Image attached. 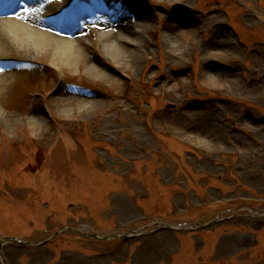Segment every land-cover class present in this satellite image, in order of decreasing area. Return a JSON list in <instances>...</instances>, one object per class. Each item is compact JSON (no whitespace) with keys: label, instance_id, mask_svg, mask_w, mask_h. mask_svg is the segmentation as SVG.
Segmentation results:
<instances>
[{"label":"rangeland","instance_id":"rangeland-1","mask_svg":"<svg viewBox=\"0 0 264 264\" xmlns=\"http://www.w3.org/2000/svg\"><path fill=\"white\" fill-rule=\"evenodd\" d=\"M104 1L1 72L0 264H264V0Z\"/></svg>","mask_w":264,"mask_h":264},{"label":"bare ground","instance_id":"bare-ground-1","mask_svg":"<svg viewBox=\"0 0 264 264\" xmlns=\"http://www.w3.org/2000/svg\"><path fill=\"white\" fill-rule=\"evenodd\" d=\"M47 5L45 0H23V2L0 0V116H4L2 103L9 88L7 73L1 75V72L10 68L11 61L17 58L39 60L41 56L50 53L54 64L58 67L73 68L88 59L85 51L86 42L80 39L70 41L57 37L59 32L66 37H72L83 28L75 11L51 16L43 13ZM100 5L109 11L110 19L118 16L120 9L131 11L130 4L126 0H112L111 3L104 1ZM25 8L29 11H24ZM126 12L127 10L121 13L124 15ZM124 29L129 34V38L126 42L122 40V43L129 42L135 45L139 32L128 23L124 24ZM115 42H118V39L104 38L102 41L104 46L119 56Z\"/></svg>","mask_w":264,"mask_h":264},{"label":"water","instance_id":"water-1","mask_svg":"<svg viewBox=\"0 0 264 264\" xmlns=\"http://www.w3.org/2000/svg\"><path fill=\"white\" fill-rule=\"evenodd\" d=\"M166 227H168V226H166ZM168 228H170V229H175V228H173V227H168ZM13 242V241H15L14 239H10V238H5L4 240H2V242H1V245L3 244V243H5V242Z\"/></svg>","mask_w":264,"mask_h":264},{"label":"snow or ice","instance_id":"snow-or-ice-1","mask_svg":"<svg viewBox=\"0 0 264 264\" xmlns=\"http://www.w3.org/2000/svg\"><path fill=\"white\" fill-rule=\"evenodd\" d=\"M21 2H23V0H21ZM24 11H29V9L28 8H25ZM17 15H18V13H17Z\"/></svg>","mask_w":264,"mask_h":264}]
</instances>
